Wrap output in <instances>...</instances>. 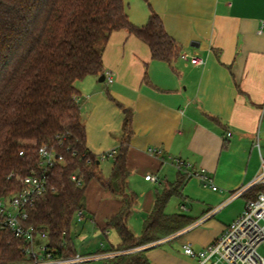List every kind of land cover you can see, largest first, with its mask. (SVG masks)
Instances as JSON below:
<instances>
[{"label": "crops", "instance_id": "1", "mask_svg": "<svg viewBox=\"0 0 264 264\" xmlns=\"http://www.w3.org/2000/svg\"><path fill=\"white\" fill-rule=\"evenodd\" d=\"M124 3L130 21L138 26L147 23L152 11L158 13L181 53L201 55L206 63L198 66L181 57L172 63L155 60L146 42L124 29L113 32L103 54L105 80L90 75L76 82L86 144L99 156L117 151L124 113L116 101L132 109L129 178L150 184L143 198L146 216L167 182H174L180 172L190 175L180 196L188 202L182 204L187 213H178L199 220L171 238L202 224L185 240L202 248L243 213L247 191L256 184L264 186L255 183L264 160V29L259 31L264 0ZM152 147L159 152L149 153ZM202 170L216 190L191 175ZM147 174L156 175L158 182L147 180ZM103 190L101 196L114 198ZM236 192L241 198L237 204L238 196L231 197ZM120 204L115 197L107 218ZM86 206L91 209L87 197ZM151 249L150 261L160 264Z\"/></svg>", "mask_w": 264, "mask_h": 264}, {"label": "trees", "instance_id": "2", "mask_svg": "<svg viewBox=\"0 0 264 264\" xmlns=\"http://www.w3.org/2000/svg\"><path fill=\"white\" fill-rule=\"evenodd\" d=\"M127 30L146 42L155 60L172 63L181 49L167 32L161 16L152 11L146 24L132 23L124 0H0V196L19 191V177L38 169V148L46 145L63 156L48 171V190L29 210V223L45 233L60 257L77 254L70 237L77 210H86V190L96 179L121 201L106 221L119 243L98 254L113 252L106 264H152L148 250L181 233L195 222L166 207L190 175L179 173L156 193L154 205L137 236L129 218L137 195L129 191L128 154L133 136V111L124 113L123 134L113 155L109 177L102 174L101 157L86 144V125L77 101L76 82L103 75V54L110 36ZM23 151V154L21 152ZM82 179L78 185L72 179ZM264 190L256 184L246 193L255 199ZM26 240L0 230V264L25 260ZM79 264V263H74Z\"/></svg>", "mask_w": 264, "mask_h": 264}, {"label": "built area", "instance_id": "3", "mask_svg": "<svg viewBox=\"0 0 264 264\" xmlns=\"http://www.w3.org/2000/svg\"><path fill=\"white\" fill-rule=\"evenodd\" d=\"M264 29V24L260 27V32ZM180 57L192 64L202 66L206 59L198 54L183 52ZM108 82H112V77L106 73ZM79 101V97H77ZM230 134V133H229ZM160 149L152 147L149 153L157 154ZM116 150L100 155L101 159L116 154ZM23 154V151L21 152ZM63 156L46 146L38 148V169L31 170L24 176L19 177L22 187L19 191L5 196H0V230L11 231L15 237L26 240L23 248L25 260L17 264H74L90 262L97 257L109 258L113 252L83 256L76 254L73 257L58 256L48 244L45 233L36 231L33 224L29 223V210L36 201L44 196L48 190V171L57 162H62ZM182 166L184 163L179 161ZM197 176L205 186L213 185L212 178L205 171L193 172L191 175ZM72 179L78 185H82V179L77 174L72 175ZM147 180L158 182L159 178L153 174L146 175ZM264 183V160L262 163V173L255 183ZM240 192L232 194L237 197ZM80 219L85 216V210L76 211ZM264 193H259L255 199L247 201L243 213L233 220L225 230L209 245L202 249H195L191 242L183 244V251L187 256L198 257L199 264H264Z\"/></svg>", "mask_w": 264, "mask_h": 264}, {"label": "rangeland", "instance_id": "4", "mask_svg": "<svg viewBox=\"0 0 264 264\" xmlns=\"http://www.w3.org/2000/svg\"><path fill=\"white\" fill-rule=\"evenodd\" d=\"M112 165L113 156H109L107 160L101 162L100 168L102 170V174L105 177L110 176ZM128 182H130L128 185L129 191H134L135 194L139 197L138 204L136 205L129 218V227L135 235L139 236L142 233L143 223L146 216V212H144L145 207L143 198L146 196L148 190L150 189V184L148 182H144L142 179H135L133 175L131 176V178H129ZM101 191H103L104 193L101 184L96 179H93L88 184L86 190L87 203H89L91 209L86 206L84 218L80 219L77 215H74L71 223L70 237L72 239L74 249L77 254L83 256L94 255L103 250H108L110 249V247L117 245L120 241L117 232L113 228H107V230L105 231L107 216L112 209V200L115 201V197L107 199V197H105L104 195L101 196ZM237 199L241 200V198H239L238 196L234 200L236 201V204L239 203ZM182 204H188V202H186L183 197L174 196L170 199L166 207V212L187 213V210L182 207ZM201 225L202 224H200L199 226ZM196 228H192L182 235L176 236L175 238H171L169 240H165L158 246L153 247L151 250L156 251L155 254L160 260V264H184V261L197 264V260H199L198 257L187 256L183 251V244L187 242L185 240L188 234L192 233V231ZM202 248H198L197 250ZM261 252L264 253V249H261ZM79 264H106V259L103 257H97L90 262H81Z\"/></svg>", "mask_w": 264, "mask_h": 264}, {"label": "water", "instance_id": "5", "mask_svg": "<svg viewBox=\"0 0 264 264\" xmlns=\"http://www.w3.org/2000/svg\"><path fill=\"white\" fill-rule=\"evenodd\" d=\"M104 80H105V75H101L100 81H104Z\"/></svg>", "mask_w": 264, "mask_h": 264}]
</instances>
